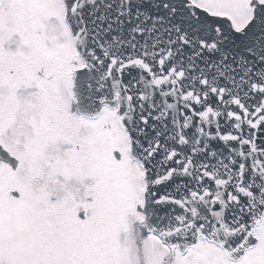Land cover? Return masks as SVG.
Returning a JSON list of instances; mask_svg holds the SVG:
<instances>
[{"label": "snow or ice", "instance_id": "snow-or-ice-1", "mask_svg": "<svg viewBox=\"0 0 264 264\" xmlns=\"http://www.w3.org/2000/svg\"><path fill=\"white\" fill-rule=\"evenodd\" d=\"M0 264H264V0H0Z\"/></svg>", "mask_w": 264, "mask_h": 264}]
</instances>
